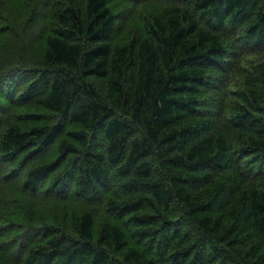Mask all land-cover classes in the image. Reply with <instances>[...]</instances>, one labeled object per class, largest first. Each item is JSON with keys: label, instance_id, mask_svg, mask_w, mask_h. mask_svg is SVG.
<instances>
[{"label": "trees", "instance_id": "16d2710c", "mask_svg": "<svg viewBox=\"0 0 264 264\" xmlns=\"http://www.w3.org/2000/svg\"><path fill=\"white\" fill-rule=\"evenodd\" d=\"M156 1L126 39L116 0H37L34 55L0 36V187L104 197L132 241L82 210L21 227L24 264H264V0Z\"/></svg>", "mask_w": 264, "mask_h": 264}, {"label": "rangeland", "instance_id": "374dc122", "mask_svg": "<svg viewBox=\"0 0 264 264\" xmlns=\"http://www.w3.org/2000/svg\"><path fill=\"white\" fill-rule=\"evenodd\" d=\"M11 1L16 3L23 2L22 0L1 1L0 6L4 8L3 10L0 9V11H2L1 16H3L4 19H8V21L7 23L2 22L5 27L0 31V36L4 38L6 48H14V46H17L20 42L19 46L22 45L23 47L19 53L22 52L34 55L39 49L40 37L47 32L44 28V20H40L41 13L35 15V17H33L34 20L30 19L32 6L37 0H24L26 1V5H18L16 9L9 8L13 5ZM111 1L112 0H110V2ZM112 5L115 9H127L131 6L129 10L127 9L128 15L123 18L122 28L116 33L118 39H126L141 27V16L158 5V1H141L133 5L129 0H116ZM1 51L3 50H0V52ZM9 56L10 58L12 56L17 57L18 51L9 53ZM25 107L28 108V106ZM15 112L18 113V111ZM20 117L25 118L23 122L24 125H27L31 120L32 114L24 116L21 113ZM53 152L54 150L50 149L44 154H41L39 159L41 161H46L52 157L51 155ZM48 179L49 178L46 180ZM4 185L0 187V264H24V254H22L21 245L16 244L15 239L16 233H18L21 227H30L24 238L25 241H23L25 246L31 247L39 245L44 243V238L50 235L56 228L72 233L70 224L71 218L82 210L89 211L90 217L92 218L91 228L93 231L97 229L98 225L103 220L108 219L124 229L127 246L132 243L128 237L129 231L125 229L126 225L124 227L121 221L115 218L113 219L106 210L104 197L92 201L82 199L71 193L56 198L52 195L46 196L40 193L39 190L28 192L14 186L11 182L4 183ZM107 193L111 194V191H105V194ZM111 218L113 220H111ZM8 245L10 246L8 247ZM9 248H11V251L8 250Z\"/></svg>", "mask_w": 264, "mask_h": 264}]
</instances>
